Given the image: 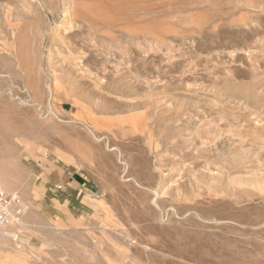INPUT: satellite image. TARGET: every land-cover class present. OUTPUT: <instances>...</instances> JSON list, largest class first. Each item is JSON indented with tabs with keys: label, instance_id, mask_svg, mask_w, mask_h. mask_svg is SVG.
<instances>
[{
	"label": "rangeland",
	"instance_id": "1",
	"mask_svg": "<svg viewBox=\"0 0 264 264\" xmlns=\"http://www.w3.org/2000/svg\"><path fill=\"white\" fill-rule=\"evenodd\" d=\"M75 2L0 0V264H264V0Z\"/></svg>",
	"mask_w": 264,
	"mask_h": 264
},
{
	"label": "crops",
	"instance_id": "2",
	"mask_svg": "<svg viewBox=\"0 0 264 264\" xmlns=\"http://www.w3.org/2000/svg\"><path fill=\"white\" fill-rule=\"evenodd\" d=\"M53 175L57 176L55 179L56 181H53ZM47 182H49V185L52 186L55 182H58L60 185L63 186V193L65 195V198L63 201H58L53 194L52 190V196L50 198V201L57 203L59 206H69L68 204L71 202L72 204H81L82 199L84 197L83 190L84 189V183H80V180H76L72 177L71 174L65 173V171H55L53 170V174L46 179Z\"/></svg>",
	"mask_w": 264,
	"mask_h": 264
},
{
	"label": "built area",
	"instance_id": "3",
	"mask_svg": "<svg viewBox=\"0 0 264 264\" xmlns=\"http://www.w3.org/2000/svg\"><path fill=\"white\" fill-rule=\"evenodd\" d=\"M60 189V186L56 187ZM17 196L7 193L0 187V228L6 229L19 222L20 211L15 210L14 204Z\"/></svg>",
	"mask_w": 264,
	"mask_h": 264
},
{
	"label": "bare ground",
	"instance_id": "4",
	"mask_svg": "<svg viewBox=\"0 0 264 264\" xmlns=\"http://www.w3.org/2000/svg\"><path fill=\"white\" fill-rule=\"evenodd\" d=\"M75 1H76V0H73V4H72V5H73L74 7H77V5H76L77 2H75ZM77 1H78L79 5H80V4H81V3H80L81 1H80V2H79V0H77ZM66 4H67V3H66ZM68 4H69V2H68ZM70 4H71V3H70ZM85 4H86V2H85ZM73 6H72V7H73ZM81 6H82V5H81ZM81 6H80V7H81ZM83 7H84V6H82V8H83ZM78 9H79V7H78ZM80 9H81V8H80ZM81 10H83V9H81ZM8 11H9V10H8ZM78 12H79V11H78ZM5 13H6V12H5ZM68 14H69V13H68ZM8 15H9V14H8ZM72 15H73V17H76V15H77V12H76V9H75V8H74V9L72 8ZM66 16H67V15H66ZM70 20H71V19H70ZM70 20H68V21H70ZM72 20H73V19H72ZM78 20H82V19H78ZM68 21H67V23H68ZM74 21H75V20H74ZM71 22H72V21H71ZM73 23H76V22H73ZM77 23H78V22H77ZM107 24H108V23H107ZM111 25H112V24L110 23V26H111ZM108 26H109V25H108ZM111 29H112V28H111ZM21 102H22V101H21ZM43 117H44V116H43Z\"/></svg>",
	"mask_w": 264,
	"mask_h": 264
}]
</instances>
